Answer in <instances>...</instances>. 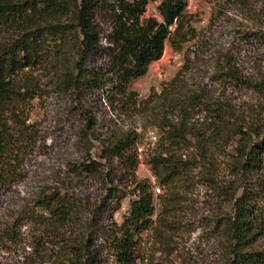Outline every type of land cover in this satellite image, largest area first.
<instances>
[{
	"label": "rangeland",
	"instance_id": "rangeland-1",
	"mask_svg": "<svg viewBox=\"0 0 264 264\" xmlns=\"http://www.w3.org/2000/svg\"><path fill=\"white\" fill-rule=\"evenodd\" d=\"M159 3L149 1L141 20H160ZM185 12L192 30L187 41L179 50L166 42L145 74L130 80L127 90L135 94L130 102L114 97L103 82L77 94L59 92L47 64L18 74L16 115L32 132V140L13 171L0 179V264H69L71 246L79 238L91 240L100 256L97 264H117L107 230L128 216L132 179L122 162L112 159L105 166L115 192L111 195L99 178L73 167L88 156L100 160L97 138L127 131L136 135L135 178L150 184L154 198L152 224L140 235L138 264L226 263L221 222L233 213L231 200L244 193L246 179L232 165L235 141H221L214 134L210 108L223 104L233 112V122L256 126L255 140L264 137L263 91L227 75L231 69L246 81L264 82V43L248 34L264 32V0H186ZM95 23L100 46L85 64L101 73L109 66L110 24L100 14ZM52 57L60 68V52L53 50ZM24 86L31 88L26 95ZM89 122L91 137L86 141ZM174 128L184 132V139L172 145ZM160 153L188 170L169 189L157 184L147 164ZM251 178L255 183L245 194L261 205L262 179L259 174ZM46 186L61 188L75 204L72 223L54 227L35 206ZM161 218L165 223L160 226ZM257 244L264 249V236Z\"/></svg>",
	"mask_w": 264,
	"mask_h": 264
},
{
	"label": "trees",
	"instance_id": "trees-1",
	"mask_svg": "<svg viewBox=\"0 0 264 264\" xmlns=\"http://www.w3.org/2000/svg\"><path fill=\"white\" fill-rule=\"evenodd\" d=\"M149 1L152 0H0V179L13 171L32 140V132L16 115L21 95L16 78L21 71L47 64L51 68L48 76L59 92L77 94L103 82L110 85L114 97L130 102L135 96L127 90L130 80L145 74L147 66L161 57L166 42L172 49L179 50L187 41L192 30L185 12L186 0H159L160 20L148 18L143 21L141 17ZM98 14L105 16L110 24L106 36L110 45L109 66L101 73L88 70L85 64L100 46L95 23ZM248 34L264 43L262 30ZM53 50L59 51L62 57L60 68L53 63ZM227 72L231 79L264 93V82L246 81L231 69ZM24 88L26 95L31 88ZM210 113L216 137L221 141H235L232 165L246 179L244 193L231 200L233 213L221 222L225 264H264V249L258 248L257 244L258 238L264 236V137L255 140L256 126L237 120L233 122V112L223 104L212 105ZM90 129L89 122L83 136L86 141L91 137ZM183 133L174 128L170 144L180 143L184 139ZM135 139L136 135L131 131L97 138L100 160L88 156L73 167L86 177L99 178L111 195L115 192L109 185L112 180L105 166L110 167L112 159L118 158L132 179L134 199L129 203L128 216L120 224L112 222L107 230L110 254L117 264H138L140 235L150 227L154 214L150 184L135 178ZM147 164L157 184L168 189L184 179L188 171L183 163L163 153L151 157ZM254 174H259L262 179L258 184V193L263 197L261 205L245 194L247 187L255 183L251 178ZM224 194L228 196L229 191ZM35 206L46 214L54 227L76 219L77 207L59 187L42 188ZM159 221L160 226L164 225V218ZM92 225L94 227V223ZM91 244L89 239H77L71 246L69 264H97L100 256Z\"/></svg>",
	"mask_w": 264,
	"mask_h": 264
}]
</instances>
